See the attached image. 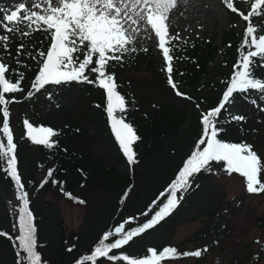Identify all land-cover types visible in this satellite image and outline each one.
<instances>
[{"label": "rangeland", "instance_id": "rangeland-1", "mask_svg": "<svg viewBox=\"0 0 264 264\" xmlns=\"http://www.w3.org/2000/svg\"><path fill=\"white\" fill-rule=\"evenodd\" d=\"M235 1L241 2V0ZM17 2L19 0H4L7 10ZM23 2L31 7L30 0ZM167 23L169 34L179 35V39L173 40L175 46L183 43L191 44L216 35L215 44L218 46V52L214 61L209 63L214 75L203 76L204 87L193 93L189 91L188 94L192 95L194 100L185 97L173 100L171 95L160 91L158 81L149 71H130L126 74L143 95H141V108H135L139 118L142 116V109L145 112V121L141 119L140 127L143 129V125H147L146 121L154 124L153 119L156 117L155 122L163 121L162 129L165 133L164 143H161V146L158 144L153 148L149 143L145 149L143 146L140 147V161L133 167L128 161H123L120 151L118 153L116 148L105 144L107 139L103 138V133L99 132L100 127L95 123L87 122V119L81 123V126L88 127L92 134L85 128L78 129L77 133H71L73 141L69 146L77 151L80 155L77 159L81 160L82 165L89 170L87 176H83L79 182L70 187V191L83 203H73L56 189H30L34 209L42 214L40 223L42 237L49 243L46 247V257L50 264H56L57 260H60L57 253H60L58 246L61 244L65 249L77 246V250L70 257L79 258L86 254L91 243L101 235L103 226L118 208V197L125 184L110 183L96 170L110 163L117 165L118 171L123 174L133 173L135 189L124 212L129 218H137L150 211L151 208L146 209L148 203L164 189L172 179V173L183 162L187 153L196 146V140L189 135L196 128V123L202 120L203 114L193 104L197 101L204 109L206 103L202 100L214 98L217 92L214 89L216 83L221 82L230 70V63H233L232 56L228 55L229 46L225 45L223 40L226 33L231 30L232 18L223 0H176V6L171 10ZM245 28L246 22L241 17L238 18L237 32L241 33ZM257 29L260 31L262 27ZM157 44L158 40L154 34L150 31L147 33L142 31L134 45L153 48L165 69L162 52ZM217 68L219 70L215 72ZM50 99L48 93H44L33 101L14 108L10 127L14 139L26 135L25 120L32 124L47 119L53 123L63 122L64 117L68 115L59 113L58 107L65 111H73L75 115L73 122L86 118L82 116L77 101L71 100L68 103L64 98L59 99L60 103H65L60 107L56 101ZM160 101L167 103V109L157 106ZM172 104L178 108V113L182 110L186 112L187 120L178 129L169 126ZM242 109L243 106L241 107L236 100H232L227 106L229 115L238 113ZM246 109L250 120L242 124L247 127V135L252 137L264 163V110L254 106ZM235 129L240 135L239 125H236ZM0 141L6 144L2 123H0ZM39 147V145L30 146L28 140L24 139L16 156L21 175L25 177L31 172L36 181L42 179L46 172V169H42L37 164L38 161L45 160ZM150 150H155V153L143 158V153L146 156ZM1 160L4 159H0V162ZM103 170L106 174L105 167ZM190 181L191 187L186 192H181L180 197L183 198L175 212L154 230L135 238L126 247L129 253L143 257L148 249L166 243L178 245L182 249H197L209 244L212 247L207 256L168 260L165 264H264V192L248 193L244 178L236 173L228 175L221 165L213 166L210 177L201 180L190 179ZM20 204L17 190L0 180V227L3 231L18 233ZM10 249L7 239L0 235V264H14ZM99 264L115 263L105 261Z\"/></svg>", "mask_w": 264, "mask_h": 264}, {"label": "snow or ice", "instance_id": "snow-or-ice-1", "mask_svg": "<svg viewBox=\"0 0 264 264\" xmlns=\"http://www.w3.org/2000/svg\"><path fill=\"white\" fill-rule=\"evenodd\" d=\"M30 3L31 7L23 0H19L11 9L5 10L4 14L0 15V26L7 33L18 32L21 37H29L36 32L47 33L49 47L46 52H38L41 58L38 62L40 66L32 88L39 91L48 84L77 82L94 84L103 89L106 93V112L111 122V130L128 163L130 165L138 163L133 145L140 138L132 125L120 115L126 112V101L117 91L115 74L109 73L108 67L110 62L119 63L125 54L136 52L137 49L133 45L137 36L142 31L145 33L150 31L158 40L157 47L162 52L169 85L178 96L188 98L179 92L176 82L172 79L174 56L171 54L170 45L173 40L179 39V35L169 34L167 21L171 10L176 6V0H30ZM223 3L232 12H239L242 20L247 22L239 49L240 59L233 65V74L218 105L202 115L201 138L167 190L166 202L140 226L125 231L122 223L114 231L106 233L92 254L85 256L78 264H85L86 261L96 264L98 258H107L109 261L121 260L126 264H163L165 260L200 257L202 255L200 249L181 253L171 246L159 252L156 249H148L147 254L141 258L110 253L114 249L128 245L133 238L154 228L168 217L183 198L182 196L178 198L177 193L186 192L191 187L190 178L202 170H210L212 162L222 164L228 175L236 173L243 177L248 193L264 192V181L261 179L264 163L253 150V146L245 142H226L218 138L223 131L218 127L221 113L232 103L234 94L246 93L249 90L264 93V80L256 78L252 71L254 58H264L262 34L264 28L258 31L252 23L253 17H264V0H241V3H247L250 7L246 15L235 6V0H223ZM21 25L24 27L21 28ZM8 41V35H0V47L7 49ZM24 47L23 43L18 45V55ZM17 63L20 61L17 60ZM11 71L15 70H10L9 65L0 59V113H2L0 123L6 137V144L0 141V159L6 162L3 170L15 182L18 200L21 202L18 212V235L15 238L20 250L17 253L19 264H43L42 256L37 250L36 227L33 213L29 208L28 193L24 191L17 168L16 144L10 128L8 107L14 101L6 98V94L23 91L20 87L23 75L18 74V78L13 81L10 75L6 76ZM86 72L95 74V79H89ZM232 119L244 118L233 116ZM24 125L26 136L32 143L53 147L52 137L57 135L56 131L50 127L33 126L27 120L24 121ZM47 176L49 178L52 176V170L48 171ZM46 182L43 181L41 186ZM153 206H156V202ZM132 219L129 218V221ZM0 235L13 239L7 233ZM113 236L118 238L113 242H107Z\"/></svg>", "mask_w": 264, "mask_h": 264}, {"label": "trees", "instance_id": "trees-1", "mask_svg": "<svg viewBox=\"0 0 264 264\" xmlns=\"http://www.w3.org/2000/svg\"><path fill=\"white\" fill-rule=\"evenodd\" d=\"M224 6L227 12L229 13L230 17L232 18V23H231V30L226 33L223 42L225 45L229 46L228 55L232 56L233 63H230L231 66L230 70L221 80V82L216 83L217 85L214 87V89H216L217 92L214 95V98L209 100H205V99L202 100L206 103V107L204 109L203 107H201L199 102L194 101L195 104L193 105L196 107L197 105H199L198 107L199 112L202 114H206L207 111L214 109L218 105V103L222 99L223 93L226 91V87L228 85L230 77L233 74L234 71L233 65L236 64L240 59L239 49L242 44V40L244 36V31L238 33L236 30L237 19L240 18V15L239 12L234 13L231 10L227 9L225 4ZM235 6L238 8L239 11H243L245 15L248 13V11H250V7L248 6L247 3H241L235 1ZM5 10H7V5L4 3V0H0V15H3ZM252 23L257 28L259 27L264 28V17H253ZM20 27L23 28L24 26L21 25ZM246 27H247V22H246ZM0 35L9 36L8 48L4 49L0 47V59H3L4 62L9 65L10 70H15V71H11L9 74H6V76L10 75L11 79L15 81V79L18 78V74L23 75V80L21 81L20 84V87L23 89V91L12 94H6L7 99L14 101L10 103L8 106L10 111V127L14 117V112H13L14 108L20 104H27L44 93H48L49 99L51 98L50 100L53 99L54 101H56L58 106L60 107L65 103H60L58 101L59 99L64 98V100H68V103L71 100L77 101L79 103L78 107L81 109V112L83 113L82 116L86 117L79 119L77 122H73V119L75 117V115H73V111H69V110L65 111L63 109H60L58 106H56L58 107L59 113H63V114L65 113L68 115L64 117L65 119L63 122L53 123V121L47 119V120H43L42 122L38 121L32 124V122L28 121L29 123L37 127L39 126L50 127L54 131H56L57 135L52 137V140L54 141L52 148H48L44 145H39L40 146L39 149L43 152L45 160L44 161L40 160L37 162V164L42 169H46L45 176L42 179L38 181L34 180V177H32L31 172L29 175L22 177L21 171L19 169L20 165L17 162V168L19 175L21 177V181L24 185V191L28 193V199L30 202L29 208L34 216V224L36 227V238H37V250L42 256L43 264H50L49 260L46 257V247L49 246V243L47 241H44L42 237V227L40 224L42 220V214L36 212L34 209L33 206L34 203L30 197V193H31L30 189H36V188H39L40 190L56 189L60 194H62L64 197H66L68 200L72 201L73 203L82 204L79 202L82 200L70 191V187L76 184L77 182H79L83 176H87L89 170L85 167V165H82L81 160L77 159V156L80 155L77 154V151L74 148H70L69 143L73 141L71 139V133L72 134L75 133L76 131H78V129L81 130L85 128V130H87L90 134H92L90 129H88V127L81 126V123L85 119H87V122L91 121L93 124L95 123L96 125H98V127H100L99 132L100 133L102 132L104 135L103 138L107 139L105 144L109 145L110 147H113L114 149L116 148V152L120 151L123 161H127V158L125 157L122 149L120 148L118 141L115 138V135L111 130V122L106 112V93L103 89L95 86L94 84L77 83V82L62 83L60 85L48 84L45 86L44 89H41L39 91H35L32 88V84L34 82L36 74L38 73L40 66L38 62L40 61L41 58L39 57L38 52L39 51L46 52V50L49 47L50 40L48 38L47 33L36 32L29 37H21L18 32L7 33L4 30V28L0 26ZM215 40H216V35H213L208 39H202L191 44L183 43L179 46H175L173 41L171 42L170 45V47L172 48L171 54L174 56L172 79L176 82L179 92L184 93L186 97L190 98L189 100H194L193 99L194 97L188 94L190 93L189 91L193 93L194 91H197L199 88L204 87V83L202 79L203 76L214 75L212 69H210L209 67V63L214 61L215 56L218 52V46L215 44ZM21 43H23L25 47L22 50V52L18 55L17 47ZM133 46L137 49V51L134 53L125 54L124 58L119 63L115 61L110 62V66L108 67V72L115 74L117 91L124 96L126 101V112L120 115L124 117L127 123L132 125L137 136L140 138L133 145L134 151L136 153V160L139 162L141 158L140 147L143 146V149H145L147 148L149 143L152 144L151 146H153V148H155L158 144L161 146L164 143L165 133L164 130L162 129L163 121L155 122L154 119L156 117L153 119L154 124H150L148 123V121H146L147 125L146 126L143 125V129L140 127L141 119L143 118V122L145 121L144 119L145 112L144 109H142L143 113H141L142 116L141 118H139L135 111L141 108L140 103L142 101L141 99L142 94L139 93L136 85L127 78L126 74L130 71H139V70L149 71L151 73V76H153L156 79V81H158L160 91L171 95V98L173 100L179 99L182 96H178L176 94V91L173 90L172 87L169 85L166 71L162 67V64L160 63L159 59L156 57L153 48H147V47L135 46V45ZM145 48L147 49V51H144ZM245 51H247V49H245ZM33 57H36V59H33ZM17 60H19L20 63H17ZM218 70H219L218 68L215 69V72H217ZM252 71L256 78L264 80V58L261 57L254 58ZM86 75L89 76V79H95V74L91 72H86ZM30 92L32 93V95H29ZM232 100L238 101L241 107L243 106V109L238 113L229 115L227 111L228 105L226 106V109L222 111L219 119L218 127H221L223 131L220 132L218 138L226 142H235V143L245 142L247 144L252 145L253 150L256 151L257 154L261 157L263 163L262 155L255 147L252 141L253 140L252 137L250 135H247L248 129L242 124V122L244 121L249 122L250 120L248 110L246 108L249 109V108H253L254 106L264 109V93L258 90H249L246 93L234 94ZM253 101H255V103H253ZM157 106L159 108L167 109V103L165 101H160L157 104ZM136 107L137 109L135 110ZM170 108H171L170 111L172 113L169 114L170 123H171L169 126H175L178 129L187 120V118L185 117L186 112L182 110L181 113H178L179 112V110H177L178 108L175 107V105L173 104L172 107ZM233 116H240L243 117L244 119L233 120L232 119ZM0 117L2 119V113H0ZM236 125H239V129L241 131L240 135L236 133V129H235ZM99 132H97V134ZM201 135H202V120H199L196 123V128L190 132L189 136L190 138L193 137L196 140V145H197V142L201 138ZM24 139L28 140V144L30 146L38 145L32 143L30 139L27 138L26 135L24 137L14 139V143L16 144V151H15L16 156L18 155L21 141H23ZM66 141H68V143ZM194 149H192L187 153L183 162L172 173L173 177L164 187V189L161 192H159L156 196H154L151 199V201L148 203L146 209H150V208L151 209L149 212H147V215L133 218L131 221H129V217L127 213L124 212V210L130 198L132 197V194L134 193V189H135L133 173L123 174L118 171L117 165L115 166L110 163H106L105 166H101L99 170L95 169L102 176V178H105L110 183L118 182L119 184H125L123 190L121 191L118 197V203H117L118 208L114 213V215L109 218L105 226H103L101 235L94 242L91 243L86 254H84L79 258L70 257V255L77 250V246L74 245L72 249L70 248L65 249L63 246L61 247L62 245L61 244L58 246L60 253H57L58 256L60 257V260L59 261L57 260L56 264H78V262L82 260L85 256L92 254L95 246L106 233H108L109 231H114V229L123 222L125 224L124 225L125 231H128L132 228L140 226L147 219L151 218L154 215L155 211L158 210V207L162 206V203L166 202L167 190L169 189L170 185L174 182V180L177 178L179 171L183 167V164L190 157ZM153 153H155V150L148 151L146 153L147 154L146 156L143 153V158L150 156ZM214 165L222 166V164H217L216 162H212V164L210 165V170H202L200 173L195 174L190 179L201 180L203 178L210 177L213 173ZM131 166L133 167L135 166V164ZM5 167H6L5 160L3 161L1 160L0 180L5 181L8 186H12L16 188L15 182L3 170ZM104 167L106 169V174L103 170ZM49 170H52V176L50 178L47 176ZM261 179L262 181H264L263 172L261 173ZM45 180L47 182L43 183V186H41L42 182ZM180 194L181 192L177 193L178 198H180ZM154 202H156V206H153ZM176 209L177 207L175 208V210ZM175 210L171 214H173ZM170 215L166 217L164 220H162L160 223H158L154 228L147 230L145 233L152 231L161 224H163L170 217ZM0 232L7 233L9 234V236L13 238V239H9L7 236H4L9 243V247L11 248L10 250L13 256V263L19 264L17 253L20 250L18 248V243L15 240L18 233L3 231L1 227H0ZM143 234L139 236H142ZM116 238L118 237L116 236L110 237L109 241L107 242H113L114 239ZM135 238H133V240ZM132 241H130V243ZM128 245L124 246L121 249H114L110 253V255L119 256L122 254H127L133 258H141L139 256L130 254L126 248ZM169 246L175 247L178 250V252L181 253L200 249L202 250L201 256H207L209 250L212 247L209 244H205L197 249H182L178 245L166 243L160 246H154L152 249H156L159 252L163 248ZM205 248L207 249V251H203V249ZM21 256H23V253H21ZM186 258H191V257H181L179 259L182 260ZM105 261L113 262L115 264H126V262H123L121 260L109 261L107 260V258H98L96 264ZM166 261L168 260H165L163 264H165ZM85 264H91V262L86 261Z\"/></svg>", "mask_w": 264, "mask_h": 264}, {"label": "bare ground", "instance_id": "bare-ground-1", "mask_svg": "<svg viewBox=\"0 0 264 264\" xmlns=\"http://www.w3.org/2000/svg\"><path fill=\"white\" fill-rule=\"evenodd\" d=\"M180 11H181V8H180ZM187 13H189V12H187Z\"/></svg>", "mask_w": 264, "mask_h": 264}]
</instances>
